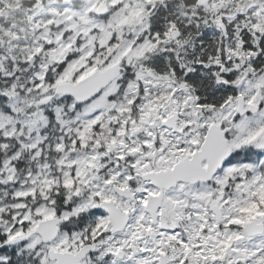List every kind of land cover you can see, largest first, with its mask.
<instances>
[{
  "label": "snow or ice",
  "instance_id": "obj_1",
  "mask_svg": "<svg viewBox=\"0 0 264 264\" xmlns=\"http://www.w3.org/2000/svg\"><path fill=\"white\" fill-rule=\"evenodd\" d=\"M0 264H264V0H0Z\"/></svg>",
  "mask_w": 264,
  "mask_h": 264
}]
</instances>
